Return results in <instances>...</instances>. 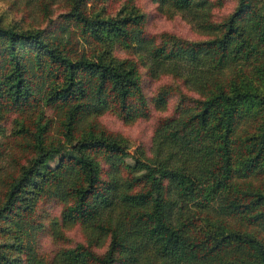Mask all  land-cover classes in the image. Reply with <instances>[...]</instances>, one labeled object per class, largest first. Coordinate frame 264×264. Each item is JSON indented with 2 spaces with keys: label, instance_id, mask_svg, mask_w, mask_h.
Wrapping results in <instances>:
<instances>
[{
  "label": "trees",
  "instance_id": "1",
  "mask_svg": "<svg viewBox=\"0 0 264 264\" xmlns=\"http://www.w3.org/2000/svg\"><path fill=\"white\" fill-rule=\"evenodd\" d=\"M150 1L200 37L150 35L135 0H68L72 29L0 24V121L14 114L20 138L19 155L2 156L0 231L32 241L12 264H264V0H230L218 19L222 0ZM164 76L191 93L143 91ZM174 92L149 155L138 145L125 161L120 134L98 117L130 124ZM47 202L59 211L45 223L36 212ZM75 225L86 243L37 252L43 233L59 240Z\"/></svg>",
  "mask_w": 264,
  "mask_h": 264
},
{
  "label": "rangeland",
  "instance_id": "2",
  "mask_svg": "<svg viewBox=\"0 0 264 264\" xmlns=\"http://www.w3.org/2000/svg\"><path fill=\"white\" fill-rule=\"evenodd\" d=\"M222 5L215 7L213 9V15L215 19L220 18L225 15L232 7L233 2L230 0H222ZM135 5L141 10L145 15V31L147 33L154 34L158 32H169L174 35L186 38V39H197L198 36L193 28V26L183 19L179 14L163 15L155 10V4L150 0H135ZM91 13H99L101 6L92 5ZM115 9L116 3L114 1L109 2V9ZM69 9L68 0H0V24H8L16 26L19 30H30L31 28H46L47 25L56 26L57 23L61 22L68 26L73 27L71 21L66 18L65 13ZM53 26V27H54ZM72 40L79 41L76 39L75 35L72 36ZM77 46H79L77 44ZM79 48H82L81 46ZM95 46L84 44V52L90 56L93 53ZM117 54L120 52L116 51ZM162 84H171L173 87L176 83L169 77H161L158 79L143 80V91L150 96L153 94L157 88ZM177 85V84H176ZM182 92L190 94L191 92L186 91L181 84L177 85ZM175 93V92H174ZM176 100V93L169 97L166 101L164 109L156 110L152 106L150 108L149 116L145 119H138L130 124L122 123L120 120L116 119L113 114L105 113L98 117L97 123L108 131H115L120 134L119 138L121 144L127 147L128 156L124 159L129 161V157L137 155L139 152L137 146L140 145L144 150L146 155H149L150 149V139L152 131L154 128L155 121L158 118L169 115L174 108ZM47 116H52L50 112L45 113ZM35 115L33 114V117ZM15 115L9 114L4 119L0 121V167L4 164V159L2 157L4 153L14 152V156L17 157L19 152L16 150V142L20 141L19 137H11V133H15L16 125L14 122ZM17 136V135H16ZM8 160V157H7ZM9 161V160H8ZM56 159H49L48 169H54ZM9 164V163H8ZM11 164V162H10ZM11 169V167H10ZM9 169V170H10ZM251 185H257L259 180L256 178L247 180ZM155 195L154 190H151V197ZM38 212L36 214L41 217L40 220L47 223L50 217L58 214L59 205L55 202L45 203L39 206ZM40 215V216H39ZM47 229V227H46ZM32 241L30 237L25 238L22 242L14 240L11 235L0 231V251L7 254V259L4 263L12 264V260L16 261L23 256L25 251V243ZM87 242V238L83 236L81 229L77 225L62 230V238L59 240L52 239L46 233H43L39 238V244L37 252L43 256L46 260L52 256L53 250L60 246H73L75 244ZM97 241L92 243V248L98 253L102 252L105 248L104 243H99L96 246Z\"/></svg>",
  "mask_w": 264,
  "mask_h": 264
}]
</instances>
